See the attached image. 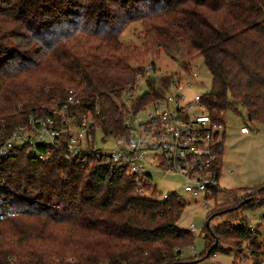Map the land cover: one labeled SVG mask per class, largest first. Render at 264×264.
<instances>
[{"label":"trees","instance_id":"trees-1","mask_svg":"<svg viewBox=\"0 0 264 264\" xmlns=\"http://www.w3.org/2000/svg\"><path fill=\"white\" fill-rule=\"evenodd\" d=\"M134 23L141 45L122 43ZM161 52L186 70L202 58L211 77L202 100L216 120L243 110V125L264 124V0H0V146L69 90L79 92V109L98 106L106 136L124 137L121 93ZM159 95L149 85L132 107ZM262 189L242 207L252 196L229 192L232 201L206 222L228 220L205 225L204 252L183 259L195 237L179 225L186 204L177 195L162 201L150 177L68 162L51 146L23 147L0 158V264H195L217 251L241 254L246 242L257 258L264 238L234 216L264 206Z\"/></svg>","mask_w":264,"mask_h":264},{"label":"built area","instance_id":"built-area-1","mask_svg":"<svg viewBox=\"0 0 264 264\" xmlns=\"http://www.w3.org/2000/svg\"><path fill=\"white\" fill-rule=\"evenodd\" d=\"M183 72L182 76H166L159 75L161 72L153 63L141 67L135 81L122 91L120 97L124 137L106 136L98 125V106L89 109L87 104L88 109H79V92L69 90L66 100L48 108V115L34 114L27 126L14 131L0 146V158H7L12 151L23 147L35 151L38 145L51 146L61 149L68 162L76 161L90 168L107 167L138 181L152 178L147 174L148 169L178 176L183 179L184 193L204 194L205 200H210L213 190L220 188L222 165L218 164V158L224 143V112L220 115L221 120H216L204 105L203 94L196 92L187 98V92L201 89L203 84L195 71ZM149 85L160 95L135 110L133 103L149 92ZM97 134L102 138L98 140ZM240 134L247 136L250 129L243 125ZM119 139H122V145L113 150L100 147L109 140L117 144ZM35 155L39 160H49V156L37 152ZM228 174L232 175V172ZM168 196L162 194L160 200H166ZM246 196L259 198L251 191H247ZM261 208L263 215L257 223H248L250 231L260 236L264 234V206ZM187 229L193 235L197 234L193 224ZM244 264H264V248L257 258L249 254Z\"/></svg>","mask_w":264,"mask_h":264},{"label":"rangeland","instance_id":"rangeland-1","mask_svg":"<svg viewBox=\"0 0 264 264\" xmlns=\"http://www.w3.org/2000/svg\"><path fill=\"white\" fill-rule=\"evenodd\" d=\"M140 27L137 23L131 24L122 34L120 40L122 43L134 42L136 45H141L142 39L139 35ZM153 63L161 72L159 75H176L182 76L183 71H195L200 76V81L203 84L201 89L196 88L193 91L187 92V98H190L194 93H207L211 89V77L203 64L202 58H194L187 61L189 68L186 70L179 60H171L164 53L158 56H148L142 66L146 67ZM136 65V64H135ZM139 81V80H137ZM144 90V87H142ZM245 111L241 110L239 114L232 111L224 112L223 124L225 126L223 137V156L222 169L220 173V190L221 192L215 195L214 199L205 200L204 194L192 196L184 193L182 189L183 179L175 175H164L160 172L148 169L147 174L152 176V184L157 187L158 191L163 194L176 193L178 198L184 201L186 208L180 219V227L187 229L193 224L197 234L194 235L195 241L191 248L183 252V259L197 258L204 252V243L207 232L204 230L208 213L213 211H221L220 204L230 202L233 196L229 192L237 193L244 196L247 191L255 196H260L258 190L264 188V124H249L250 134L242 136L240 128L245 121ZM102 138L101 134H97V139ZM122 139L117 140L115 144L109 140L106 144H101L102 149L113 150L117 145H122ZM34 152V150H31ZM232 172V175L228 173ZM263 215V209L259 206L250 209H241L234 216L244 218L248 223L254 225L257 220ZM228 220L227 215L214 218L210 222V226H216ZM259 241L264 238L258 236ZM198 255V256H194ZM249 257L247 242L243 245L241 254L234 251L224 253L217 251L214 257L208 258L202 262L208 264H244L246 258Z\"/></svg>","mask_w":264,"mask_h":264},{"label":"water","instance_id":"water-1","mask_svg":"<svg viewBox=\"0 0 264 264\" xmlns=\"http://www.w3.org/2000/svg\"><path fill=\"white\" fill-rule=\"evenodd\" d=\"M251 200H252V198L246 199L245 201H243V202L239 205V207H242V206H244V205H247L248 203L251 202ZM212 220H213V219L210 218V219L206 222L205 225H206L207 228L210 227V222H211ZM216 245H217V243H215V244L212 246V248L210 249V251H211ZM196 263H197V262H196Z\"/></svg>","mask_w":264,"mask_h":264},{"label":"crops","instance_id":"crops-1","mask_svg":"<svg viewBox=\"0 0 264 264\" xmlns=\"http://www.w3.org/2000/svg\"><path fill=\"white\" fill-rule=\"evenodd\" d=\"M195 264H208L207 262H200V263H195Z\"/></svg>","mask_w":264,"mask_h":264}]
</instances>
